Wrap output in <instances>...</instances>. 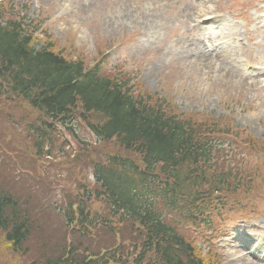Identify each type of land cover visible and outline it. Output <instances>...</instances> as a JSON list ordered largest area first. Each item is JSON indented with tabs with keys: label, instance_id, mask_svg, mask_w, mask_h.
Returning a JSON list of instances; mask_svg holds the SVG:
<instances>
[{
	"label": "trees",
	"instance_id": "obj_1",
	"mask_svg": "<svg viewBox=\"0 0 264 264\" xmlns=\"http://www.w3.org/2000/svg\"><path fill=\"white\" fill-rule=\"evenodd\" d=\"M1 9L0 98L11 103L13 110L10 120L3 114L0 120L9 122V138L19 133L23 148L34 146L33 162L38 160L44 171L55 168L60 160L54 159L70 151L78 160L90 150L77 128L86 129L107 149L105 154L94 152L99 159L92 160L91 188L87 182L79 183L77 178L86 181L81 173L60 179L58 174L41 177L36 171H23L29 183L23 189L29 191L28 197L35 195L37 203L43 188L51 186L48 194L55 196V186L78 181V186L69 187V211L64 215L68 226L75 224V234L115 233V241L108 239L112 245L98 254L77 242L74 249L42 252V264H98L96 258H103L105 252L112 264H216L211 246L204 248L191 239V228L200 234L207 232L200 226L218 232L211 216L225 222L239 208L240 197L259 190L256 178L262 165L243 162L260 149L257 140L233 125L228 116L195 113L185 117L171 111L155 94L131 84L132 79L118 67L102 70L98 62L91 66L81 58H67L55 51L46 31V42H40L36 26L25 25L24 18L6 17ZM67 136L77 149L68 150ZM8 139H2L0 153L6 152ZM46 146L52 159L44 153ZM0 157V164L18 160ZM74 160L73 169L77 167ZM18 166L28 168L23 160L8 167ZM96 202L101 204L99 209L94 207ZM74 203L76 211L71 208ZM29 207L30 200L0 188V230L16 253L39 229L33 223L36 217L33 220L28 214ZM38 208L35 216L44 217L40 212L46 208L40 203ZM119 224L130 229L127 244L117 239ZM81 251L86 257L78 256Z\"/></svg>",
	"mask_w": 264,
	"mask_h": 264
},
{
	"label": "rangeland",
	"instance_id": "obj_2",
	"mask_svg": "<svg viewBox=\"0 0 264 264\" xmlns=\"http://www.w3.org/2000/svg\"><path fill=\"white\" fill-rule=\"evenodd\" d=\"M0 7L6 16L24 15L27 23L31 19L34 22H30L31 25L38 28L36 35L40 42H46L44 37L48 35L49 40L55 44V51H62L67 58L80 57L87 65L100 57L105 58L104 67L118 64V68H123L118 70L132 79L131 84L141 85L142 90L147 89L150 94L167 95L183 116L196 112L213 116L230 115L234 124L246 128L253 137L264 140V0H0ZM226 12L236 14V24L224 22ZM203 16L214 18L207 30L196 24V20ZM37 18L39 21H36ZM126 18L133 22L128 23ZM218 18L221 20L218 21ZM45 30L46 34L43 35ZM200 54L204 61L198 59ZM12 107L11 103L0 98V115L10 116L8 114L13 110ZM7 123L9 122L3 123L0 120V144L11 133ZM28 124L33 129L30 121ZM77 133L89 141L90 150L78 160L76 154L70 151L66 156L54 159L60 160L55 168L45 171L38 160L33 162L36 151L32 149L34 146L30 140L32 147L29 148H23L20 144L19 133L13 132L7 140L6 152L0 155L18 160L10 159L0 164V188L11 191L23 201L30 200L28 214L34 217L33 220L36 217L33 223L39 229L32 235L33 238L29 237L24 243L25 247H22L20 253L12 250L0 230V264H42L39 257L42 252H48L49 249L52 252L66 251L69 246L74 249L73 245L77 242L87 245L84 249L89 246L86 251L91 254H98L106 246L112 245L113 241L110 243L108 239H113L115 233L96 231L87 237L75 234L72 230L75 224L68 226L64 217L69 211V187L87 182V188H91L92 160L99 159L94 152L105 154L107 151L86 129L77 128ZM22 137L24 138L23 134ZM67 138L68 150L77 149L68 136ZM46 151L47 146L44 153L47 158L52 159V154ZM245 152L250 150L245 148ZM74 159L77 160V167L73 169L70 167L75 164ZM22 160L27 169L8 167ZM243 162L245 165L261 164L260 173H264L262 149L243 159ZM24 170L36 171L40 176L58 174L61 175L60 179L81 173L86 181L77 178L79 183L72 179L69 185L55 186V196L48 194L51 186L43 188L42 193L37 195V200L41 208L44 206L46 209L40 212L44 213V217H37L35 215L39 208L36 196L29 195V198V191L23 189L29 184L26 177H23ZM33 176L35 177V173ZM262 179L264 180V174ZM263 180L257 185L259 193L256 196L239 198L243 205L259 207L256 210L258 217L251 215L239 218L243 214L239 212L236 218L224 224L219 217L211 216L216 225L219 221L224 224L223 237L226 224H233L230 226L231 231L241 225L242 237L251 244L249 251V247L226 246L229 237L222 241L215 238L213 243L219 253L215 259L216 264H264ZM75 205H71L74 211L77 209V204ZM100 206L99 202L94 205L96 209ZM119 225L117 239L120 243L127 244L130 229ZM80 229L84 230V226ZM207 233L208 231L202 234ZM190 237L206 244L202 236L193 234ZM234 241L232 239L231 243L234 244ZM127 250L126 247L125 251ZM251 252H256V255ZM81 255L85 256L86 252H79L78 256ZM108 255L105 252L103 258L106 260L99 257L97 263L112 264L108 261Z\"/></svg>",
	"mask_w": 264,
	"mask_h": 264
},
{
	"label": "bare ground",
	"instance_id": "obj_3",
	"mask_svg": "<svg viewBox=\"0 0 264 264\" xmlns=\"http://www.w3.org/2000/svg\"><path fill=\"white\" fill-rule=\"evenodd\" d=\"M126 21H127L128 23L133 22V21H131V20L128 19V18H126ZM200 55H201V57H199L198 59H200V61H201V60L204 61V59L202 58V54H200Z\"/></svg>",
	"mask_w": 264,
	"mask_h": 264
}]
</instances>
